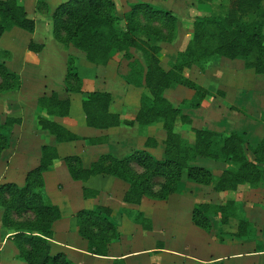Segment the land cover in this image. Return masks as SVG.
I'll list each match as a JSON object with an SVG mask.
<instances>
[{
    "label": "trees",
    "instance_id": "1",
    "mask_svg": "<svg viewBox=\"0 0 264 264\" xmlns=\"http://www.w3.org/2000/svg\"><path fill=\"white\" fill-rule=\"evenodd\" d=\"M41 5L47 8L45 1ZM119 24L113 0H68L53 14V38L65 48L83 53L85 60L95 66H107L120 53L130 59L133 49L143 54L145 66L133 71L135 79L128 80L130 85L145 90L136 115L128 118L126 114L113 112L111 93L88 89L89 82L80 76L77 58L71 55L67 61L66 96L62 98L59 93L52 92L39 97L37 106L45 116L37 115V125L55 137L57 143L83 139L92 146L107 143L108 137L82 138L66 124L56 121L70 117L72 101L69 95L79 94L88 128L108 131L161 124L165 132L164 158L158 160L144 150H136L123 158L107 153L86 168L79 156H67L63 160L71 179L88 182L98 176H110L127 184L123 213L144 231H152L153 222L134 207L141 206L146 198L169 201L179 193L184 178L210 186L216 193L236 192L241 186L264 187V138L253 147L244 135L193 128L194 140L189 143L176 127L179 122L191 125L192 120L168 98L171 90L184 86L194 91L189 106L200 108L209 92L187 79L185 71L213 60H242L247 70L264 75V0H229L224 16L197 18L192 39L178 53L169 70L161 65L159 43H172L175 39L177 18L171 12L137 3L126 16L124 30L118 28ZM14 28L33 34L36 23L20 0H0V39ZM44 49L45 45L34 42L28 46L29 52L37 54ZM21 86V78L0 64V93L16 91ZM19 124L21 119L9 117L3 121L0 116V158L11 145L13 127ZM157 146L154 138H147L145 148ZM58 159L57 148L44 145L38 166L26 174L23 186L0 185L2 226L12 233L18 258L25 264H76L53 243L61 211L44 195V175ZM199 159H209L227 167L215 176L212 170L193 165ZM99 194L97 190L83 188L86 200L97 198ZM112 212L109 207L95 205L74 215L75 232L87 242V251L92 255L109 257L120 239L118 226L109 220ZM211 216L222 226L235 220L238 238L253 233L252 223L242 215L235 200L194 204L191 217L194 226L212 232ZM114 264L127 263L120 260Z\"/></svg>",
    "mask_w": 264,
    "mask_h": 264
},
{
    "label": "rangeland",
    "instance_id": "2",
    "mask_svg": "<svg viewBox=\"0 0 264 264\" xmlns=\"http://www.w3.org/2000/svg\"><path fill=\"white\" fill-rule=\"evenodd\" d=\"M20 1L26 7L29 16L35 20L37 30L35 29V40L32 39L35 32L30 34L18 28L4 33L0 39V64L4 65L8 71L17 74L22 80V86L19 90L0 93V116L2 120L4 121L9 117L21 119V124L12 129L13 136L9 149L0 158V185L15 183L18 186H23L25 184L26 177L22 172L19 174L16 171L15 173L18 175L12 174L16 176L7 173L9 161L12 165H16L18 170L29 172V169H34L33 166L36 162L38 163V159L40 161L41 147L51 145L58 150L59 145L66 144L69 148L61 152L60 159L56 160L57 162H54L52 169L44 175L45 186H58L62 192H59V197L56 190L49 194L54 203L59 201L63 211L60 210L61 220L55 227L56 240H63L60 238L61 233H64L63 229L68 232H75L74 215L77 212L83 209H92L95 204H100L92 203L89 207L82 206V200L79 197V194L81 195L80 190L85 186H91L101 192L100 202L103 204L101 206H110L109 208L113 206L116 210V214H113L114 210L111 208L113 212L109 220L115 224L118 223L116 225L119 229L120 239L115 242L111 253L141 251L142 248L153 251L157 248L166 247L178 251L180 254L178 253L176 262L166 257L161 258L159 261L163 264H237L236 262L239 261L235 262L232 260L233 257L229 258L233 253H241L244 258L256 256L253 257V261L248 263L264 264V257H261V253L264 252V187L252 189L249 186H241L236 192L216 193L210 186L201 185L184 178L179 193L172 196L169 201L162 202L146 198L141 206L134 207V209L143 211L153 222V230L144 231L141 226L128 219L120 207L124 206L122 199L127 184L110 176H98L88 182L71 179L63 160L65 157L83 156L85 159L84 166L89 168L95 162V154H102L106 150L91 151L87 147L89 141L85 143L84 139L71 143H57L55 137L50 135L51 139L44 136L45 133L37 125V115L33 118V110L36 101L41 97L43 85L46 81L49 83L50 79L39 80L38 77L43 78V76L49 75L48 73L51 71L52 74L61 75V70L57 66L59 64L57 63L58 51L51 46L44 55L28 50L30 42L39 45H46L50 42L53 35V14L61 4L68 0ZM44 1L47 8L41 5ZM113 2L115 4V16L120 19L118 28L121 30L125 28V19L131 10V6L137 3L149 4L158 10L169 11L177 18L174 41L172 43H159L162 47L161 65L165 70L170 69L178 53L189 44L193 36L195 20L202 17L224 16L229 4V0H113ZM54 42L58 44L56 41ZM65 50L67 55H73L77 58V63L78 59L85 58L83 53L74 48H65ZM129 54L132 56L130 59L125 53L116 54L104 69L97 67L100 69H97L96 72H87L84 67L81 69L88 76L97 75L95 79L98 87H96L94 78H83L89 82V84L87 83L88 89L97 91H100L101 88L111 89L116 102V109L122 111L121 106L123 104L121 102H126V109L124 108L126 111L122 114H126L128 118H133L138 112L140 98L145 90L144 87L130 85L128 80L135 79V72L133 73V71H139L137 68L142 65L145 66V58L135 49L131 50ZM33 62L38 63L36 68L33 67ZM100 72L102 73L100 74ZM185 77L209 92L198 109L189 106V101L194 96L193 90L179 86L168 93V98L172 103L180 107L192 120L191 125L179 122L176 127V131L185 140L192 143L194 140L193 128H197L227 135L232 133L244 135L251 146L255 147L259 144L264 138V75H257L252 70H247L242 60L219 59L186 70ZM127 88L129 89L127 90ZM55 90H58L57 93L62 98L66 96L65 88L57 87ZM126 91H128L127 94ZM49 94L51 93L48 92L46 95ZM121 95H124L123 99ZM78 108L69 118L57 119L56 121L64 124L66 122V125L73 131L85 136L86 133L83 132L84 114L82 107L81 109ZM39 114L45 116L42 111ZM101 134L106 133H97V135ZM109 134L114 138L113 145L116 148L113 153L115 155L124 156L126 153L144 150L158 160L164 158L163 140L165 132L161 124L143 129L135 126L128 130H115ZM147 138H154L158 146L145 148ZM15 151L25 152L24 157L17 155ZM193 165L210 169L215 176H219L227 167L225 164L216 163L209 159H199ZM66 188H70V190L66 191ZM69 195L75 197L70 199ZM46 200L50 202L47 198ZM228 200L237 201L242 215L252 223L254 230L248 237L238 238L235 236L237 232L235 220H232L228 226H222L217 218L211 216L213 231L209 233L193 225L191 221L192 209L196 202L224 203ZM84 201L89 200L85 199ZM2 228L6 231L3 226ZM129 235L132 236V239L128 237ZM78 242L87 247V242L84 239H78ZM56 249L58 250L57 247ZM224 255L227 259H220L219 256ZM135 256L133 264H154L146 255L136 254ZM155 264H157L156 260Z\"/></svg>",
    "mask_w": 264,
    "mask_h": 264
},
{
    "label": "crops",
    "instance_id": "3",
    "mask_svg": "<svg viewBox=\"0 0 264 264\" xmlns=\"http://www.w3.org/2000/svg\"><path fill=\"white\" fill-rule=\"evenodd\" d=\"M36 30H37V27H36ZM35 35H36V31H35V34H33V38H32L33 40H35ZM54 41L55 40H54L53 35H52L50 42L46 43L45 49L39 55H44L47 52L49 46L54 47L58 51V56H57L58 61H57V63H59V64L57 66L61 70V75L57 76L56 75L57 73L52 74V71H51V72L48 73L49 75H47L45 77L43 76V78L38 77L39 80L44 79V78H46L47 80L50 79L49 83L46 81V83L43 85L41 96H43L44 94H47L48 92L49 93L57 92L58 90H55V88H57V87L65 88V78H66V75H67V60H68V56L69 55H67L65 48L61 44H59L57 41L56 42L58 44H56ZM78 60L79 61L77 63V66H78L79 74H80V76L82 78H94L95 79V77L97 75L96 76L94 75V77L88 76L87 74L84 73V71L81 69V67H84L87 72L88 71H95L96 72V71H98L97 69H100V68H97V67H101V69L105 68V66H95L93 64H90L89 62H87L85 60V58L82 59V60H80V59H78ZM33 65H34L33 67L36 68L38 66V63L37 62H33ZM101 73L102 72H100V74ZM37 83H39V82L37 81ZM95 83H96V87H98L96 79H95ZM103 88H104V86H103ZM128 89L129 88H127V90ZM100 91L109 92V93H111L113 95V92L109 88H104V89L101 88ZM127 92L128 91H126V94H127ZM70 95H71L70 99L72 101V109H71L70 115L72 116V114L74 113L75 110H77L78 107L81 109V107H82L81 106L82 96H79V94H70ZM121 97L123 99L124 95H121ZM121 103L123 104L121 106L122 107V111H120L119 109H116V102H115V99L113 97L112 111L113 112H117V113H122V112L126 111V110H124V108H125V104H127V103L126 102H121ZM39 112H40V109H39V107L37 106V103H36V105L34 106V110H33V114H34L33 118H35V116L38 115ZM83 114H84V112H83ZM65 124H67V123L65 122ZM128 129H130V128L121 127V128L111 129V130H108V131H100V130H96V129H93V128H88L86 126V123H85V114H84L83 132H85L86 135L85 136H83L81 134L80 135L82 137H84V138L108 137L107 143L102 144V145H96V146H91V145H89L87 143L88 142L87 140H84V142L87 143L88 149H91V151H95V150H98V151L102 150L103 151V150H106V151H103L104 153H102V154L101 153H98V155L95 154L94 157L96 158L95 159V161H96L103 154L113 153L114 152L113 150L116 148L113 145L114 138L109 136L110 135L109 132L111 133L112 131H115V130L122 131V130H128ZM42 132L45 133L44 134L45 137H50V135L48 133H46L44 131H42ZM100 132L101 133H106V134L97 135V133H100ZM115 140H118V139H115ZM110 146H112V147H110ZM67 148H69V146H67L66 144L59 145L58 146L59 155H61V152L64 151V149L67 150ZM15 152H16L17 155H22L23 157L25 155V152H23V151H21V152L15 151ZM40 152H41V149H40ZM127 154L128 153H126V155ZM113 155H115V153H113ZM126 155H124V156L115 155V156H117L119 158H123ZM81 158H82L83 163H84L85 159L83 158V156ZM38 164H39V159H38V163L36 162V164H34L33 168H35ZM18 169L19 168H17L16 165H12V163L9 161L8 172H7V173H9V175L10 174L11 175L12 174L18 175V173L20 174L22 172L24 174V176L26 177V174L28 173V171L24 172V171H21V170H18ZM30 170L31 169H29V171ZM16 171H18V173H15ZM16 175H12V176H16ZM92 179H94V178H92ZM46 185H48L47 182H46ZM85 187H83V188H85ZM71 188H72V186H71ZM83 188L80 190L81 191V195L79 194V197H81L80 199L82 200V203H81L82 206H84V207L88 206L89 207L92 203H94V204L95 203H100V204H95V205H103L100 202L101 192L99 190L91 187V186H87L86 188L97 190V191H99L100 194H99V196L97 198L89 199V201H84L85 199L83 197ZM55 190H56V192L58 194V197H59V192H61V191L59 190L58 186H55V187L45 186L44 195L46 196V198L52 204L58 206L60 208V210L62 211L61 206L59 205V201L54 203L53 200H51V197L49 195L51 191L54 193ZM65 190L68 191V190H70V188H68V189L66 188ZM125 190H127V188ZM73 196L69 195L70 199H73ZM76 196L78 197V195H76ZM77 200H79V199L77 198ZM144 201H145V199L143 200L142 203H144ZM122 202H123V199H122ZM120 207L123 208L124 206H120ZM111 208L114 210L113 214H116L115 208L113 206ZM1 218H2V213H1V209H0V264H25L24 261H22L21 259L18 258V250L15 247V244L13 242L12 233L10 231H7V230L4 231L3 230L2 223H1ZM116 224H118V223H116ZM63 232L64 233H61V236H60L61 240L62 239L63 240L62 241L56 240V235H55V239L53 240V243L55 244V247L58 248V251H61V252H64L65 254H67L69 259H71L76 264H114V262L120 261V260H123L126 263L129 262L130 264H133V260L135 259V257H136L135 255L136 254H138V255H146V257L151 259L152 263L154 262V264H155V260H156L157 264H163L162 262L159 261L161 258L166 257V258H169L170 260H172L173 262H176V257L178 255V253L180 254V252H178V251L176 252L173 249L163 247V248H157V249L153 250L154 252L151 251V250H146L145 248H142L141 251H133L134 253L131 252V251H128V252H124L123 251V252H121L119 254L111 253L109 257H99V256H95V255L90 254L87 251V247L82 245L81 242H78V239H82V238L76 232H68L67 230H64V229H63ZM76 237H78V239H76ZM128 237H130L132 239L131 235H129ZM219 257H220V259L221 258L222 259L223 258L227 259L226 255H224L222 257L219 256ZM231 257H233L232 260H234L235 262L236 261L240 262V263L236 262L237 264H246V263H248L250 261H253L254 260L253 257H256V256H250L248 258H244V256H242L241 253H235V254L233 253L231 256H229V258H231ZM257 257H259V256H257ZM261 257H264V252L261 253ZM241 259H246V260H242L241 261ZM248 264H254V263H248Z\"/></svg>",
    "mask_w": 264,
    "mask_h": 264
}]
</instances>
